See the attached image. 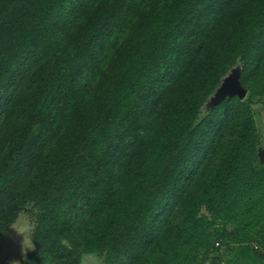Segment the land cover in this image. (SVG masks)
Here are the masks:
<instances>
[{
  "label": "trees",
  "instance_id": "trees-1",
  "mask_svg": "<svg viewBox=\"0 0 264 264\" xmlns=\"http://www.w3.org/2000/svg\"><path fill=\"white\" fill-rule=\"evenodd\" d=\"M262 97L264 0H0V235L30 214L23 264L263 243Z\"/></svg>",
  "mask_w": 264,
  "mask_h": 264
},
{
  "label": "rangeland",
  "instance_id": "rangeland-1",
  "mask_svg": "<svg viewBox=\"0 0 264 264\" xmlns=\"http://www.w3.org/2000/svg\"><path fill=\"white\" fill-rule=\"evenodd\" d=\"M109 52V49L104 50L106 57L109 55ZM233 69H240V67L235 66V68ZM230 72L228 74H230ZM216 91L217 89L207 99V101L201 108V112L203 114L206 113L209 107L212 106L211 100ZM252 108L254 111V117L257 122L258 130L262 137V143L258 147V154L260 161L264 163V156H261L260 154L262 151H264V97L255 102L252 105ZM32 228L33 218L29 213H22L15 221V223L0 235V264H23V254L30 251L32 248L30 236ZM248 245H250V243H248ZM197 258L199 260L198 264H220V262H217L218 259L215 257L212 259V261H204L201 251L198 252ZM220 261L222 262V258ZM101 262V256L97 254H83L80 264H101Z\"/></svg>",
  "mask_w": 264,
  "mask_h": 264
},
{
  "label": "crops",
  "instance_id": "crops-1",
  "mask_svg": "<svg viewBox=\"0 0 264 264\" xmlns=\"http://www.w3.org/2000/svg\"><path fill=\"white\" fill-rule=\"evenodd\" d=\"M220 250L221 264H264V258L257 255L248 244L231 243Z\"/></svg>",
  "mask_w": 264,
  "mask_h": 264
},
{
  "label": "water",
  "instance_id": "water-1",
  "mask_svg": "<svg viewBox=\"0 0 264 264\" xmlns=\"http://www.w3.org/2000/svg\"><path fill=\"white\" fill-rule=\"evenodd\" d=\"M239 69H233L230 74L224 77L221 85L217 88L215 95L212 97L211 104H217L228 96H237L243 99L247 90L244 88L239 80ZM261 156H264V151H262Z\"/></svg>",
  "mask_w": 264,
  "mask_h": 264
},
{
  "label": "built area",
  "instance_id": "built-area-1",
  "mask_svg": "<svg viewBox=\"0 0 264 264\" xmlns=\"http://www.w3.org/2000/svg\"><path fill=\"white\" fill-rule=\"evenodd\" d=\"M217 245V243H216ZM252 250L259 255L260 257L264 258V242L263 243H257L252 242L251 243Z\"/></svg>",
  "mask_w": 264,
  "mask_h": 264
}]
</instances>
